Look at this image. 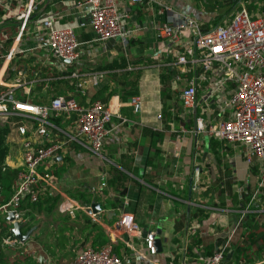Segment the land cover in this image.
Here are the masks:
<instances>
[{
	"label": "crops",
	"instance_id": "1",
	"mask_svg": "<svg viewBox=\"0 0 264 264\" xmlns=\"http://www.w3.org/2000/svg\"><path fill=\"white\" fill-rule=\"evenodd\" d=\"M29 1L1 0V4L17 9ZM32 1L35 9L40 8L37 13L47 8L46 12L57 15L54 23L56 27H70L79 43L90 44V54L87 55L86 47H82V54L85 55L80 61L73 65L61 64L45 49L36 48L41 32L35 29L33 20L27 23L22 36L15 42L18 23L0 9V83L8 82L14 72L22 70L25 72L24 89L29 92L27 100L31 104H46L54 96H63L73 98L78 105L85 107L96 95L95 100L104 102L112 110L116 109L117 116L125 119L121 123L117 117L111 118L107 126L109 132L99 155L91 154L77 143H68L53 158L48 168L52 180L41 197L55 200L53 212L49 214L54 219L52 227L66 241L64 251L67 247L74 249L70 255L72 259L85 247L109 245L116 255L124 252L131 258V264L171 263L166 259L171 260L173 257L170 255L174 248L172 241L180 239L182 226L179 219L184 199L186 205L190 206L187 190L188 183L192 184L195 180L192 170L198 168L199 154H203L202 161L203 156L212 160L213 150L209 139L188 132L192 120L187 119L180 108L178 93L181 86L174 81L175 70L170 68L177 46H169L154 38V30L162 23V17L153 7L124 3L122 7L127 15L124 27L138 26L140 30L133 33L123 49L116 41L114 45L93 42L88 27L78 28L80 19L76 10L71 8L74 0ZM195 1L163 0L174 10L194 18L204 26L208 22L204 21L207 13L202 11L206 3L198 0L195 5ZM13 47L18 53L10 61L5 60ZM74 70L81 74L100 72L102 78L95 87L85 84L82 97L74 88L75 82L68 77ZM196 95L200 102L201 87L197 88ZM133 97L138 98V105L129 103ZM51 122L58 140H61L64 132H73L71 119L61 117L51 119ZM6 144L8 155L5 166L20 168V138L11 129ZM225 146L236 158L234 160L243 162L234 149ZM233 167L227 180L237 179L242 174ZM57 171H61L60 175H52ZM243 171L242 186L246 184L249 187L248 171L245 172V167ZM91 204L101 206L97 220L95 216L84 213ZM65 207L66 210L62 211ZM185 211L187 213L188 208ZM125 214L132 215L138 225L139 238H129L118 232L117 221ZM41 215L45 214L30 213L26 217L27 224L21 233L31 227L35 230L24 245L18 244L25 247V257H32V253L37 252L39 247L35 238L41 230L38 224L29 225V218L40 219ZM209 219H212V215ZM220 221L226 222L224 219ZM4 223L10 229V224ZM196 227L203 229V222L197 223ZM149 232L154 233L155 240H159L154 256L147 255L142 243L143 236ZM207 233L214 235L213 229L209 228L203 234L199 233L198 237H204ZM222 239H215L211 254L226 240V236ZM54 251L59 252L58 249ZM199 251L200 246L194 250L197 256L192 264H201L203 258L208 256L198 257L201 255ZM45 259L43 264H48L47 256ZM183 260L180 259L178 264H182ZM35 261L31 264H41L38 259Z\"/></svg>",
	"mask_w": 264,
	"mask_h": 264
},
{
	"label": "built area",
	"instance_id": "2",
	"mask_svg": "<svg viewBox=\"0 0 264 264\" xmlns=\"http://www.w3.org/2000/svg\"><path fill=\"white\" fill-rule=\"evenodd\" d=\"M124 3L155 8L162 17V23L154 30L155 40L177 46L170 68L175 70L174 81L181 86L180 108L187 119L192 120L188 132L234 149L248 168L257 170L251 199L264 197V12H248L239 7L219 24L205 29L200 22L182 15L163 0H74L71 8L80 19L78 28L88 27L93 42L113 40L124 49L133 33L140 30L138 26L124 27L127 18ZM0 9L18 23L17 42L34 17L33 1L12 9L2 5L0 0ZM56 19V14L45 12L33 20L35 29L41 32L36 48L45 49L56 61L63 59L73 65L85 55L82 47L90 54V44L79 43L72 28L56 27ZM16 53L15 47L11 48L5 60L10 61ZM24 73L17 70L8 82L0 83V124L8 125L20 138L21 159L13 192L9 200L0 205V222H6V215L11 213L14 222L26 225L24 204L35 203L45 193L52 180L48 168L64 145L74 142L97 156L109 132L107 126L111 118L117 117L121 123L125 119L119 118L116 109L112 110L100 100L88 101L82 107L73 98L54 96L46 104H31L27 100L29 92L24 89ZM68 77L75 82L78 95L84 97V85L97 86L102 74H81L74 70ZM198 87L202 90L200 102L196 95ZM129 103L135 106L139 100L133 97ZM61 117L71 119L73 132H64L58 140L51 119ZM247 187L243 184L236 191L237 200L246 194ZM247 208L248 205L245 210ZM61 210L65 211L66 207ZM261 212L264 210H259ZM116 227L126 237L140 236L132 215L121 216ZM234 231L235 228L201 264H229L227 247ZM154 241L152 232L142 238L148 256L157 252ZM17 244L10 235L0 238L4 248ZM62 264H131V258L124 252L116 255L111 246L103 245L80 249Z\"/></svg>",
	"mask_w": 264,
	"mask_h": 264
},
{
	"label": "rangeland",
	"instance_id": "3",
	"mask_svg": "<svg viewBox=\"0 0 264 264\" xmlns=\"http://www.w3.org/2000/svg\"><path fill=\"white\" fill-rule=\"evenodd\" d=\"M197 1L198 0L195 1V5ZM220 3L222 6L220 10L216 12L210 13L207 12L205 8H202V11L207 13L205 14L206 19L204 21L210 22L213 20L210 23L204 22L206 24H204L205 27L209 24H214L218 17H221L222 19L228 18L239 7H245L252 4L254 8L262 6L264 5V0H238L232 5L225 1H221ZM211 154L212 160L210 157L203 156V161V154H199L198 168H193L192 170L195 180L194 186L190 187V206L186 213L185 209L187 201L184 199V202L181 205V217L179 219V224L182 226V231L179 235L180 239L179 241H172L174 248L173 251L170 252V255L173 257L171 256V260L166 259L167 261H171V263L166 262L167 264H178L180 259H184L183 264L194 263L196 260L195 258L185 255L186 248L189 246V243L191 244L192 240H196V243L200 246L199 252L201 255L198 257L207 256L208 253L212 252L216 241L215 239H225V236L227 238L230 231L235 228L227 247V256L230 258L235 247L238 246V244H243L242 233L244 228L249 227L251 224L264 223V212L259 213V210H264V199H251L254 187V180L252 179L254 178L253 173L240 159L234 160L236 158L232 156V152L225 145H219L216 149V153L211 152ZM232 166H234V170H238L237 172L242 174L237 179L229 178L227 180L231 175ZM243 167H245V172L248 171L247 175L249 179H246L249 180L250 186L247 187L246 194L241 196L240 200H237L235 193L242 186V177L244 176ZM185 195L186 192H183L184 198ZM247 205L248 208L245 210V206ZM244 211V217L240 218ZM53 214L54 213H52V216ZM210 215H212V219H209ZM40 217L42 218H29V225L32 226L38 224L41 229L35 238V242L39 247L38 250H36L37 252L32 253V257H25V247L23 246L25 242L22 245L23 247L18 244L13 247H5L3 248V258L8 260L7 264H31L33 262L35 263L36 259L43 264V260L46 262V256L49 259L48 264H61L70 259V255L73 253L72 251L74 249L67 247L66 251H64V243L66 241L63 239V236L52 227L54 219L50 214L41 215ZM222 219L226 220V222L224 221L225 223H222L220 221ZM202 222L204 228H197V223L199 224ZM209 228L213 229V236L207 233L204 237H198L199 233L203 234L206 232V229ZM227 231H229L228 234ZM55 235L56 237H54ZM53 237L54 240L52 241ZM201 238H203L204 241ZM184 247L185 251L183 250ZM55 249H58L59 252H55ZM247 264H264V257L260 261L258 260L254 263L247 262Z\"/></svg>",
	"mask_w": 264,
	"mask_h": 264
},
{
	"label": "trees",
	"instance_id": "4",
	"mask_svg": "<svg viewBox=\"0 0 264 264\" xmlns=\"http://www.w3.org/2000/svg\"><path fill=\"white\" fill-rule=\"evenodd\" d=\"M205 1L206 5L204 6L205 10L207 12H216L220 10L221 6L218 5L219 2L222 0H203ZM238 0H226L228 4L232 5ZM253 5V4H252ZM252 5H247L244 8L247 11H257L259 13H262L263 7L258 6L257 8ZM238 8V7H237ZM40 8H36L32 15L34 17L32 20H35V18L47 11V8H44L40 13H37V10ZM222 18L218 17V19L215 20L214 24H209L207 27L205 25L203 26L205 29L210 26H215L220 23V20ZM213 21V20H212ZM210 21V22H212ZM207 22V23H210ZM94 98L91 99L95 100L96 95L93 96ZM9 133V127L8 125L0 124V205H3L6 203L14 189L15 179L16 175L19 172L20 168H9L5 166V160L8 155V146L6 144V137ZM209 144L211 146V149L213 150L212 153H216V149L219 147V143L209 139ZM249 170L253 173L255 176L257 174V170L255 167H250ZM61 171H57L52 173V175H60ZM184 192H186V189L184 188ZM261 199H264L263 196H260ZM245 202V200H244ZM54 199L50 198H44L39 197L38 200L35 203H28L26 202L24 204V208L26 209L25 218L30 215V213L35 214H49L53 208H54ZM27 224V223H26ZM25 229V228H24ZM9 228L4 222H0V238L9 236ZM242 245L238 244V246L235 247L234 251H232L231 256L229 258L228 263L229 264H247V262L254 263L255 261H260L264 257V223L261 224H251L249 227L244 228L242 233ZM196 240H192L191 244L189 243V246H187L185 255L188 257L196 258L197 253H194V249L197 248ZM199 247V245H198ZM3 248L0 245V264H7L8 260L3 258ZM211 254L208 253V256ZM22 255V254H20Z\"/></svg>",
	"mask_w": 264,
	"mask_h": 264
},
{
	"label": "water",
	"instance_id": "5",
	"mask_svg": "<svg viewBox=\"0 0 264 264\" xmlns=\"http://www.w3.org/2000/svg\"><path fill=\"white\" fill-rule=\"evenodd\" d=\"M222 1H226V0H222ZM219 6H221V3L219 2L218 3ZM264 12V9L263 11ZM107 44H111V45H114V41L113 40H109L107 42ZM58 61L60 63H63V64H69V62L67 60H63V59H58ZM59 159V158H58ZM190 186H191V183L189 182L188 183V190H187V199L189 200V197H190ZM188 206L186 207V210H187ZM101 211V206L99 204H91L88 208H86L84 210V213L88 216H95V219L97 220L98 219V214L99 212ZM5 221L7 223L10 224V229L8 231L9 235L15 240L17 241L18 244H23L24 242H26V240L28 239L29 235L35 230L34 227H31L29 229H27L23 234L21 233L25 227V225L23 224H18L17 222H14L13 221V218H12V214L11 213H8L5 217ZM154 245L157 246L159 245V240L156 239L154 241Z\"/></svg>",
	"mask_w": 264,
	"mask_h": 264
}]
</instances>
